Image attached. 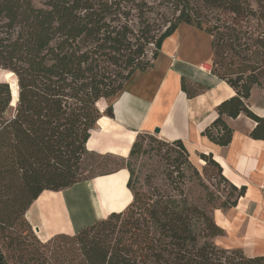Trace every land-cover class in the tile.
Returning a JSON list of instances; mask_svg holds the SVG:
<instances>
[{
    "label": "trees",
    "instance_id": "16d2710c",
    "mask_svg": "<svg viewBox=\"0 0 264 264\" xmlns=\"http://www.w3.org/2000/svg\"><path fill=\"white\" fill-rule=\"evenodd\" d=\"M163 1L176 13L164 29L151 20L148 0H0V69L14 75L18 91L11 106L10 86L0 80V264H264V255L216 245L213 238L225 231L182 190H135L128 163L100 174L128 171L132 198L121 211L44 242L25 216L43 191L87 179L82 161L101 116L98 102L151 67L180 23L211 36L210 71L235 92L216 106L217 117L201 134L227 146L232 129L224 117L243 114L254 122L249 136L264 141V113L248 104L254 87L264 91V0ZM201 87L181 79L192 94ZM139 135L127 157L138 151ZM161 140L178 149L175 159L188 158L181 140ZM198 156L228 184L214 209L235 207L245 186L230 183L210 153Z\"/></svg>",
    "mask_w": 264,
    "mask_h": 264
},
{
    "label": "crops",
    "instance_id": "0c3cea01",
    "mask_svg": "<svg viewBox=\"0 0 264 264\" xmlns=\"http://www.w3.org/2000/svg\"><path fill=\"white\" fill-rule=\"evenodd\" d=\"M211 60V36L180 23L162 41L151 67L135 71L115 96L98 102L101 116L90 130L85 147L98 154L116 153L126 157L136 136L146 133L166 141L181 140L192 161L199 153H210L230 183L236 187L245 186V193L237 199L235 207L226 211L214 210L215 221L218 211L225 222V225L216 222L217 225L225 231L229 242L232 239L229 236L237 230V244L234 245L246 255H264V141L249 136L254 122L243 114L236 118L224 117L232 129L227 146H219L201 134L217 117L216 106L235 94L229 85L211 73ZM182 78L202 87L193 94L192 90H183ZM249 99L250 109L263 115L264 102L256 106L251 105ZM101 103L108 104L101 106ZM103 116L111 121L107 129L98 125ZM156 128L158 133H154ZM34 205L33 202L29 206L25 216L29 217L30 212L36 215L33 221H28L39 228L37 236L40 240L66 233L61 229L67 228L57 226L59 230H56L52 221L47 223L55 229L47 230L37 212L48 214V207H37L33 211ZM229 242L226 241L224 247H234L230 246L233 242Z\"/></svg>",
    "mask_w": 264,
    "mask_h": 264
},
{
    "label": "rangeland",
    "instance_id": "374dc122",
    "mask_svg": "<svg viewBox=\"0 0 264 264\" xmlns=\"http://www.w3.org/2000/svg\"><path fill=\"white\" fill-rule=\"evenodd\" d=\"M148 2L153 7V12L150 14L151 20H155V25L164 29L165 26H163V21L171 20L176 13L169 5H166L163 0H148ZM211 13L214 15L216 14V11L211 10ZM148 56H150V54H148ZM12 77H14V75L11 72L3 69L0 70L1 81L10 82ZM263 102L264 97L262 90L254 88L249 103H251V105L260 106ZM106 104L101 103V106H105ZM11 113L12 109H9L8 114ZM138 143V151L130 157L119 156L116 153L98 154L93 151H88L82 161V177L89 178L101 176L100 174L102 173L115 171L119 167L128 163L133 171L131 185L138 192L145 194L153 192H156L157 194H174V190L178 188L179 190H182L183 195L188 202L206 207L207 210H209L211 217L214 219L213 212L214 210H217L214 209V207L218 206V204L225 198L228 191V184L220 179L217 175L216 169L212 165H206L204 161L200 162L201 159L199 156L196 158L193 157V159H195L193 161L189 156L188 158L181 156L178 159H175L178 155V149L171 143L164 142L155 135L149 136L146 134H140L138 137ZM174 167H178L179 170L177 171ZM179 172L181 173L179 174ZM181 174L183 175L181 176ZM51 199H53L52 196ZM34 206L35 207L32 208L33 210L34 208H37L36 205ZM37 214H39L38 216L43 217L46 213L43 214L42 212H37ZM28 216L29 217L27 218L30 222L36 218L34 212H30ZM59 219V228H64V222L60 217ZM43 220L44 217L42 218V222L46 225L47 230L52 231L55 228L56 230H59V228L51 227L49 223ZM215 222L225 225V222L218 211L216 213ZM93 223L94 222L90 223V225ZM38 229L39 228L36 226H32L33 233L36 236L39 234ZM61 230H64V232H66L65 234H72L71 230ZM229 237L232 238L231 242L233 243L229 242L225 232L222 236L213 238V241L220 247H224V243L228 241L231 243L230 246H234L230 248H236L234 244H237V240L235 239V237H237V230Z\"/></svg>",
    "mask_w": 264,
    "mask_h": 264
},
{
    "label": "bare ground",
    "instance_id": "6f19581e",
    "mask_svg": "<svg viewBox=\"0 0 264 264\" xmlns=\"http://www.w3.org/2000/svg\"><path fill=\"white\" fill-rule=\"evenodd\" d=\"M13 79L9 84L13 102H15L17 94L15 77ZM99 124L102 128L107 129L110 127L111 121L103 116L100 118ZM127 176L128 171L121 168L114 173L76 183L60 192L43 191L34 204L39 209L48 207V214H44L43 221H52L55 227H59L60 217L66 224L63 223L64 228L75 233L95 219L102 218L113 211H121L130 202L132 195L126 186Z\"/></svg>",
    "mask_w": 264,
    "mask_h": 264
},
{
    "label": "water",
    "instance_id": "95a60500",
    "mask_svg": "<svg viewBox=\"0 0 264 264\" xmlns=\"http://www.w3.org/2000/svg\"><path fill=\"white\" fill-rule=\"evenodd\" d=\"M1 70V69H0ZM16 80V79H15ZM4 82H7V81H4ZM8 84H9V82H7ZM10 86V85H9ZM15 87H16V98H15V102H13V95H12V91H11V88H10V95H11V103H13V104H11L10 103V105L11 106H14L15 105V103H16V101H17V95H18V91H17V84H16V82H15ZM159 132V130L156 128L155 130H154V133H158Z\"/></svg>",
    "mask_w": 264,
    "mask_h": 264
}]
</instances>
